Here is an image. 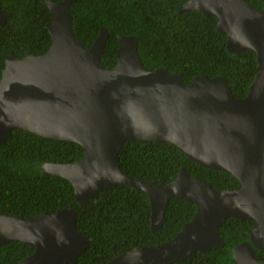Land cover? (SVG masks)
<instances>
[{"label":"water","instance_id":"water-1","mask_svg":"<svg viewBox=\"0 0 264 264\" xmlns=\"http://www.w3.org/2000/svg\"><path fill=\"white\" fill-rule=\"evenodd\" d=\"M52 20L50 48L41 55H9L0 79V146L15 129L80 144L84 157L73 163L45 162L42 171L70 181L79 204L124 184L148 195L151 229L163 226L171 199L197 205L194 217L171 240L141 245L106 264H171L225 245L228 217L257 226L250 240L233 250L236 264H264V11L248 0H187L179 12L198 10L218 17L227 48L256 53L257 73L244 97H236L225 76H196L148 70L138 35H118L117 64L103 65L110 32L101 27L87 48L74 32L73 0H45ZM7 21L0 0V25ZM168 142L190 159L234 175L241 186L218 190L191 177L184 167L168 183L127 174L118 163L128 140ZM20 241L35 247L19 264H77L89 239L77 227V211L60 208L29 219L0 215V244Z\"/></svg>","mask_w":264,"mask_h":264},{"label":"trees","instance_id":"trees-1","mask_svg":"<svg viewBox=\"0 0 264 264\" xmlns=\"http://www.w3.org/2000/svg\"><path fill=\"white\" fill-rule=\"evenodd\" d=\"M62 1V0H54ZM264 11V0H248ZM187 0H73L72 25L76 37L87 48L100 28L110 35L102 56L103 65L117 64L118 35H138L139 54L148 70L160 67L178 73L185 83L196 76L226 77L236 97H244L257 73L256 53L231 52L227 33L219 31L218 17L198 10L180 13ZM7 21L0 25V79L6 57L41 55L52 43L49 26L52 16L45 0H1ZM85 155L77 143L40 137L15 129L0 146V215L29 219L60 208L77 211V227L90 242L77 264H106L113 257L141 245H157L174 238L195 215L197 205L182 198L171 199L163 226L151 229V207L147 194L128 185L97 193L87 204L77 202L72 183L46 175L45 162L73 163ZM120 167L129 175L156 183L174 180L184 167L218 190L241 186L229 172L202 165L168 142L135 139L124 143ZM255 221L228 217L221 233L225 245L198 252L190 260L171 264H236L232 250L250 240ZM35 247L20 241L0 244V264H19ZM259 260L264 252L256 250Z\"/></svg>","mask_w":264,"mask_h":264}]
</instances>
